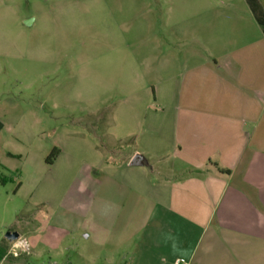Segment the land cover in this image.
<instances>
[{
    "label": "rangeland",
    "instance_id": "374dc122",
    "mask_svg": "<svg viewBox=\"0 0 264 264\" xmlns=\"http://www.w3.org/2000/svg\"><path fill=\"white\" fill-rule=\"evenodd\" d=\"M212 1L0 0V251L19 231L31 248L21 264H128L144 253L160 230L127 172L142 168L127 164L142 155L148 165L144 150L168 149L173 136L162 107L145 103L165 98L146 70L165 47L205 52L182 24L207 18ZM117 152L120 166L109 165Z\"/></svg>",
    "mask_w": 264,
    "mask_h": 264
},
{
    "label": "crops",
    "instance_id": "0c3cea01",
    "mask_svg": "<svg viewBox=\"0 0 264 264\" xmlns=\"http://www.w3.org/2000/svg\"><path fill=\"white\" fill-rule=\"evenodd\" d=\"M213 1L207 18L182 24L190 27L183 38L205 52L183 57L165 47L146 70L149 87L157 94L159 85L165 98L145 103L162 107L173 136L168 149L144 150L149 169L127 164L142 168L127 172L144 184L139 196L160 230L128 264H264V30L246 0ZM119 155L108 164L120 166ZM2 244L5 264L10 242Z\"/></svg>",
    "mask_w": 264,
    "mask_h": 264
},
{
    "label": "built area",
    "instance_id": "2783aa9c",
    "mask_svg": "<svg viewBox=\"0 0 264 264\" xmlns=\"http://www.w3.org/2000/svg\"><path fill=\"white\" fill-rule=\"evenodd\" d=\"M31 252L30 245L26 238L20 236L17 240L10 242V249L5 259L12 256L14 258H19L22 255H27ZM176 264H185L184 260L176 261Z\"/></svg>",
    "mask_w": 264,
    "mask_h": 264
},
{
    "label": "trees",
    "instance_id": "16d2710c",
    "mask_svg": "<svg viewBox=\"0 0 264 264\" xmlns=\"http://www.w3.org/2000/svg\"><path fill=\"white\" fill-rule=\"evenodd\" d=\"M246 1L249 4V7H250L255 19L257 20L259 25L262 26V28L264 30V8H263L262 4L260 3L259 0H246ZM59 153H60L59 150H55L52 153V155L48 159V163L50 165L53 164V160L58 157Z\"/></svg>",
    "mask_w": 264,
    "mask_h": 264
},
{
    "label": "water",
    "instance_id": "95a60500",
    "mask_svg": "<svg viewBox=\"0 0 264 264\" xmlns=\"http://www.w3.org/2000/svg\"><path fill=\"white\" fill-rule=\"evenodd\" d=\"M130 165L131 166H145V165H147V162H145V158L142 155H136L132 159ZM19 237H20V234L17 232H11V233H8L6 235V239L9 242H13V241L17 240Z\"/></svg>",
    "mask_w": 264,
    "mask_h": 264
}]
</instances>
